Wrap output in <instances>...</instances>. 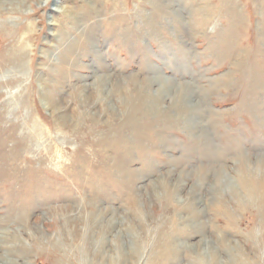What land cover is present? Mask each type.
I'll use <instances>...</instances> for the list:
<instances>
[{"label":"rangeland","instance_id":"rangeland-1","mask_svg":"<svg viewBox=\"0 0 264 264\" xmlns=\"http://www.w3.org/2000/svg\"><path fill=\"white\" fill-rule=\"evenodd\" d=\"M163 2L0 0V264H264V0Z\"/></svg>","mask_w":264,"mask_h":264},{"label":"bare ground","instance_id":"bare-ground-1","mask_svg":"<svg viewBox=\"0 0 264 264\" xmlns=\"http://www.w3.org/2000/svg\"><path fill=\"white\" fill-rule=\"evenodd\" d=\"M164 0H159V3H160V5L161 6H164L165 5V3L163 2ZM65 10H67V11H72V12H74L75 11V9L74 8H69V7H65L64 8ZM81 9V8H80ZM79 10V9H78ZM83 10V9H82ZM79 12H81V11H77V15L78 16H80V17H82L81 18V20H83V21H88V20H90L91 18H93V17H95V15H97V9L96 8H93V9H91V10H89V11H83L84 12V14H83V12L82 13H79ZM83 14V15H82ZM87 23V22H86ZM178 23V22H177ZM152 24V22H150V25ZM93 29H95V25L94 24H91V25H89V27H88V29H86V34H87V36H88V38H86L89 42H90V38H91V36H92V34L93 33H91L92 32V30ZM97 29V28H96ZM233 41V40H232ZM228 43V42H227ZM73 44V43H72ZM80 44H82V43H80ZM233 44V43H232ZM231 45V44H230ZM74 46V45H73ZM233 46V45H232ZM75 47V46H74ZM234 48V47H233ZM223 52V51H222ZM110 80H111V75H106V76H104V77H99V81H101V83H104V85H106L108 82H110ZM172 80V79H171ZM118 81L120 82L121 80L120 79H117L116 80V85H117V83H118ZM113 82V81H112ZM133 82H134V85L136 84V87L138 86L139 87V85H137L138 83H136V79H134L133 80ZM111 83V82H110ZM113 84V83H112ZM182 85V84H181ZM119 86V85H118ZM82 89V88H81ZM107 90V89H106ZM113 90L114 91H117V92H119V87H116L115 85L113 86ZM182 93V92H181ZM187 93V92H186ZM172 94V93H171ZM178 94V93H177ZM187 96V95H186ZM189 96V95H188ZM193 97V96H192ZM50 98V95H48V99ZM178 98H179V96H178ZM177 98V99H178ZM176 100V99H175ZM50 101V100H49ZM191 102V101H190ZM200 102V101H199ZM190 104V103H189ZM155 106V105H154ZM195 106V105H194ZM157 107V106H156ZM186 107V106H185ZM199 107V106H198ZM194 108V107H193ZM186 109V108H185ZM200 109V108H199ZM153 110H155V109H153ZM192 114V113H191ZM191 116V115H190ZM196 118V117H195ZM38 123V122H37ZM199 124V123H198ZM39 126V125H38ZM139 179V178H138ZM116 232V231H115ZM170 248V247H169ZM168 249V248H167Z\"/></svg>","mask_w":264,"mask_h":264}]
</instances>
